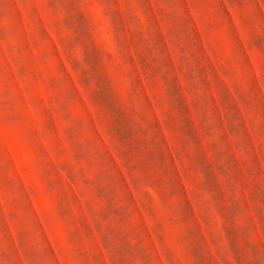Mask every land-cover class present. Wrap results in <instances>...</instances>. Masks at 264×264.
Masks as SVG:
<instances>
[{
  "label": "rangeland",
  "instance_id": "obj_1",
  "mask_svg": "<svg viewBox=\"0 0 264 264\" xmlns=\"http://www.w3.org/2000/svg\"><path fill=\"white\" fill-rule=\"evenodd\" d=\"M0 264H264V0H0Z\"/></svg>",
  "mask_w": 264,
  "mask_h": 264
}]
</instances>
